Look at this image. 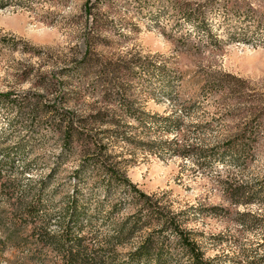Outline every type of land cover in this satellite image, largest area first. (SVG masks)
Masks as SVG:
<instances>
[{
	"label": "rangeland",
	"instance_id": "rangeland-1",
	"mask_svg": "<svg viewBox=\"0 0 264 264\" xmlns=\"http://www.w3.org/2000/svg\"><path fill=\"white\" fill-rule=\"evenodd\" d=\"M214 1L207 13L219 42L208 31L176 16L173 20L163 16L158 26L151 17L159 5L154 1L150 5L154 10H135L121 0L112 10L102 9L110 13L116 29L102 30L106 40L96 46L98 52L115 59L141 56L164 66L151 63L147 69L132 70L128 94L135 106L151 115L174 112L184 119L183 131L176 133L163 123L140 126L129 117L135 125L130 131L136 134L134 141L113 140L111 152L119 155L128 177L140 189L163 196L173 209H188L186 225L196 232L207 257H216L219 264H264V42L258 39L264 30L256 29L250 19L227 14L229 7L223 0ZM87 2L0 0V94L13 97L0 103V238L5 242L0 264H61L53 246L39 240V232L63 234L60 216L69 197H78L92 210L105 195L89 185L86 173L78 183L74 172L80 160L62 156L59 135L47 123L19 110L23 93L39 92L44 103L54 107L60 105L61 94L75 86L59 72L66 65L65 58L84 48ZM232 2L264 14V0ZM30 47L44 55L28 51ZM226 73L245 80L242 89L211 93L206 81L211 85ZM43 74L54 83L68 82L49 89L39 87L38 77ZM92 88L86 83L81 99L69 105L73 109L121 107L118 100L103 101ZM194 103L189 114L180 113ZM252 118L256 121L249 122ZM244 130L256 135L253 153L247 158L227 151H210L200 159L182 157L135 143L184 133L186 143L223 151L221 144ZM32 160L31 169H26ZM41 188L46 205L38 211L43 218L31 222L23 215L33 201L31 195L25 206L18 202ZM104 226L98 221L89 231L91 243L103 241L108 232ZM135 241L119 251L125 254ZM122 254L121 259L126 258Z\"/></svg>",
	"mask_w": 264,
	"mask_h": 264
},
{
	"label": "trees",
	"instance_id": "trees-1",
	"mask_svg": "<svg viewBox=\"0 0 264 264\" xmlns=\"http://www.w3.org/2000/svg\"><path fill=\"white\" fill-rule=\"evenodd\" d=\"M117 1L120 0H94L93 2L89 0L87 2L85 9L87 24L82 38L84 48L81 52H73L70 58H65L66 65L62 66L59 72L67 75L66 80L76 84L72 90H69L70 93L61 94L60 105L51 107L45 104L39 92L23 93L21 97L19 110L27 111V115L31 119H37L39 123H47L49 128L59 135L63 150L62 156H74L80 160V168L74 172L75 180L80 183L86 173L90 179L89 185L100 188L105 194L102 200H97L92 210L82 204L78 197H69L68 204L63 210V216H60V223L64 229L63 234L56 236L41 231L39 240L53 246L60 257L61 264H219L216 257L210 258L205 255L196 232L186 225L187 218L185 217L187 216L185 215L188 209H173L172 206L165 204L163 196L149 194L140 189L128 177L122 160H118L119 155L111 152L113 140L134 141L133 135L136 134H130L132 133L130 131L135 125L127 120L129 117L140 126H146L148 122L163 123L167 130H176V133L182 132L184 126L182 115L174 112L168 115H151L143 108L136 107L134 98L128 94L132 70L134 68L147 69L151 63L158 68H163L160 62L146 60L141 56L115 59L106 57L97 51L96 46L106 40L102 36V30L114 31L116 29L110 13L102 9L112 10ZM121 1L127 2L135 10H154L155 8L150 9L154 1V5H159L152 12L151 17L157 21L158 26H162L160 21L163 16L168 17L169 20H173L176 16L193 23L196 28L208 31L215 41H221L218 34H213L207 13L208 5H212L214 0L205 2L191 0ZM223 3L229 7L225 10L227 14L250 19L256 29L264 30V14L257 13L251 7L242 9L232 0H223ZM177 31L180 30L177 29ZM252 33L253 37L257 34L255 31ZM260 37L258 39L264 42V34ZM78 48L81 47L78 46ZM28 51L44 55V52L40 53L34 47L28 48ZM56 81L57 83L50 81L49 76L43 74L38 77L37 85L49 89L48 87H56L57 84L64 85L68 82ZM244 81L242 78L226 73L221 78L213 79L211 85L210 80H207L206 85L207 87L209 85L211 93L221 89L234 92L242 89ZM86 83L92 84V89L100 92L103 101L118 100L121 107L73 109L69 104L71 101L81 99V94L84 92L82 86ZM16 97L18 96H14ZM12 99L10 94H0V103ZM194 105L195 103L184 109L181 108L180 113L189 114ZM252 121H256L255 118L249 120V122ZM197 126H203V124H197ZM255 136L252 130L249 132L244 130L243 133L221 144L222 147L224 146L223 151L219 150L220 147L208 149L186 143L187 138L184 133L172 139L136 140L135 143L151 151L159 148L182 157L200 159L210 151L217 153L227 151L247 158L253 153ZM32 164L33 160L29 161L25 168L31 169ZM42 189H40L41 192L38 190L32 194V188L30 189L31 194H25L19 199V206H25L27 195H31L33 201L25 206L23 214L31 222L43 218L38 211L39 206L46 205L42 199ZM12 196H14V191ZM212 208L215 209L216 206ZM98 221L106 225L103 230L108 232L100 244H94L91 243L92 235H89V231L94 229ZM133 240H136L134 246L122 254L119 248L129 243L132 244ZM4 245L5 242L0 238V249ZM119 254L126 258L121 259Z\"/></svg>",
	"mask_w": 264,
	"mask_h": 264
}]
</instances>
